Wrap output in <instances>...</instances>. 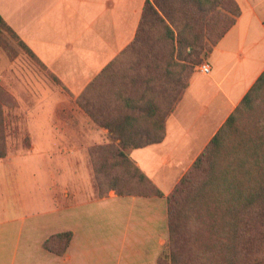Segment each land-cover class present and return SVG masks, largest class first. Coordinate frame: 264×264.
<instances>
[{"label": "crops", "instance_id": "obj_1", "mask_svg": "<svg viewBox=\"0 0 264 264\" xmlns=\"http://www.w3.org/2000/svg\"><path fill=\"white\" fill-rule=\"evenodd\" d=\"M145 1L0 0L4 19L74 96L59 100L54 118L39 115L48 121L44 146L57 144L42 164L49 187L41 204L22 196L0 204V264H93L99 250L134 251L143 259L148 248L160 249L157 261L169 237L167 195L264 73V0H237L240 16L208 53L204 62L210 72L197 66L163 140L128 149L163 195L122 196L110 190L100 197L89 149L111 138L77 98L134 40ZM72 99L75 106L68 108ZM245 146L252 149L250 142ZM35 148L33 140L28 152ZM2 165L7 176L8 165L19 164ZM64 231L73 232L64 253L44 247L50 236ZM150 258L154 264L155 255Z\"/></svg>", "mask_w": 264, "mask_h": 264}, {"label": "trees", "instance_id": "obj_2", "mask_svg": "<svg viewBox=\"0 0 264 264\" xmlns=\"http://www.w3.org/2000/svg\"><path fill=\"white\" fill-rule=\"evenodd\" d=\"M240 14L237 0L145 1L134 40L77 98L111 138L89 149L100 197L110 190L122 196L163 195L128 149L163 140L167 120L189 86L195 66ZM160 27L165 31L155 32ZM194 29L203 32V38L188 39V31ZM0 31L12 34L41 62L1 13ZM263 89L264 73L167 195L169 240L159 264H196V260L198 264H264V258L255 254V246L264 245V226L258 222L264 209V113L242 112ZM6 97L0 84V158L8 154L3 130ZM248 142L252 149L245 146ZM72 238V231L57 233L44 247L62 254ZM191 241L192 248L199 247L193 259L188 252Z\"/></svg>", "mask_w": 264, "mask_h": 264}, {"label": "rangeland", "instance_id": "obj_3", "mask_svg": "<svg viewBox=\"0 0 264 264\" xmlns=\"http://www.w3.org/2000/svg\"><path fill=\"white\" fill-rule=\"evenodd\" d=\"M164 31V28L160 27L155 32L163 33ZM201 35L204 36L205 34L200 30L188 31V39L190 40L201 39V37L203 38ZM207 42L209 43V41ZM207 55L204 56L203 62L195 66V70L198 65L204 63ZM0 84L8 93L3 106V130L8 154L5 157L6 159H0V204L6 197L13 200L17 196H22L26 200L34 198L36 203L41 204L46 198V191L49 187L42 164H47L46 156L49 157L47 151L57 148L55 146L57 144L50 142L52 145L50 146V143L47 142L44 146L43 136L48 132L45 131L48 121L40 119L39 115L51 113L54 118L59 100L73 98L74 96L54 79L52 73L41 62L22 48L12 34L6 31H0ZM71 101L73 104H68V108L75 106L74 100ZM242 112L246 115L253 112L264 113V89L254 95L252 106H244ZM44 115L42 118H44ZM33 140L36 143V148L28 152ZM2 164L19 165L16 169L15 165L12 168V165H8L9 174L6 176L4 175V172H6L4 167H1L4 166ZM50 164H58V162L50 161ZM15 182L17 183L16 190ZM10 196L11 198H9ZM258 215L259 225L264 226V209L260 210ZM189 245L191 247H189L188 252L192 254L190 257L193 259L196 255L194 250L199 247L192 248V241ZM152 246L154 247L153 244ZM255 247V254L260 256V259L264 258V245H256ZM113 252L115 251L99 250L93 264H140L141 262L142 264H152L150 262L152 254L155 255L154 264H159L158 260L156 261L160 252L159 248L144 250L143 259L142 254L137 256L134 251L123 255ZM195 262L198 264L197 260Z\"/></svg>", "mask_w": 264, "mask_h": 264}, {"label": "built area", "instance_id": "obj_4", "mask_svg": "<svg viewBox=\"0 0 264 264\" xmlns=\"http://www.w3.org/2000/svg\"><path fill=\"white\" fill-rule=\"evenodd\" d=\"M198 69L205 74H208L211 70L209 63L207 62H204L201 65H199Z\"/></svg>", "mask_w": 264, "mask_h": 264}]
</instances>
